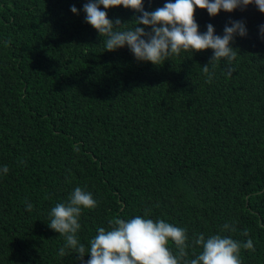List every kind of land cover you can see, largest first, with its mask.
I'll return each instance as SVG.
<instances>
[{"label": "trees", "instance_id": "trees-1", "mask_svg": "<svg viewBox=\"0 0 264 264\" xmlns=\"http://www.w3.org/2000/svg\"><path fill=\"white\" fill-rule=\"evenodd\" d=\"M87 2L0 0V167L9 168L0 174V264H81L74 250L59 255L64 238L47 224L76 187L97 201L79 221L86 249L110 219L141 215L185 228L186 259L202 251L198 234H219L252 239L242 264H264V13L255 4L216 17L196 10L201 33L212 24L222 36L233 20L247 28L231 45L232 76L221 61L208 83L201 67L211 49L159 66L127 46L105 51ZM101 10L122 23L139 15Z\"/></svg>", "mask_w": 264, "mask_h": 264}, {"label": "clouds", "instance_id": "clouds-1", "mask_svg": "<svg viewBox=\"0 0 264 264\" xmlns=\"http://www.w3.org/2000/svg\"><path fill=\"white\" fill-rule=\"evenodd\" d=\"M144 3L145 0H88L83 11L86 23L104 37L105 51L113 52L127 46L137 61L159 66L173 56L178 57L182 51L199 53L211 49L213 55L209 63L201 67L208 83L214 76L210 69L214 70L221 61L225 64V74L232 76L238 50L231 45L237 35L247 36V28L243 21L233 20L225 25L222 36L216 34L212 24H208L207 31L201 33L195 18L196 10H206L210 16L216 17L221 11L232 13L255 4L264 13V0H174L151 12L145 10ZM102 7L108 10L123 7L139 15L132 22L122 23L119 18L110 20ZM71 12L79 15L74 5ZM129 24L136 26L128 28ZM146 28L151 31H145ZM260 35L264 39V25L260 26ZM8 172L6 165L0 167V174ZM96 206L97 201L90 192L76 187L67 202L57 203L51 208L48 227L65 241L59 249L60 256L66 254V249H71L78 253L81 264H85V256H90L86 264H242L241 250L254 251L250 238L238 241L229 235L215 234L205 238L198 234L194 244L202 251L195 258L186 259L188 235L185 228L141 215L127 221L117 217L110 219L109 228H98L86 249L77 235L81 228L79 221L83 210ZM25 207L28 212L33 210V205L27 200ZM222 231L234 233L237 229L234 223H225ZM242 235L248 236L249 233L245 229ZM170 242L174 244L175 252L170 248Z\"/></svg>", "mask_w": 264, "mask_h": 264}]
</instances>
